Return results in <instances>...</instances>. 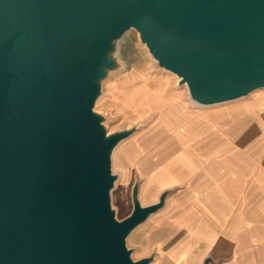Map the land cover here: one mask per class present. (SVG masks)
<instances>
[{
  "label": "water",
  "instance_id": "water-1",
  "mask_svg": "<svg viewBox=\"0 0 264 264\" xmlns=\"http://www.w3.org/2000/svg\"><path fill=\"white\" fill-rule=\"evenodd\" d=\"M133 28L189 98L214 105L264 87V0H0V264H150L126 237L173 189L122 219L94 105ZM212 262L205 258L203 264Z\"/></svg>",
  "mask_w": 264,
  "mask_h": 264
},
{
  "label": "crops",
  "instance_id": "crops-1",
  "mask_svg": "<svg viewBox=\"0 0 264 264\" xmlns=\"http://www.w3.org/2000/svg\"><path fill=\"white\" fill-rule=\"evenodd\" d=\"M263 107L264 87L241 99L191 104L186 129L154 159L140 201L174 188L159 212L185 234L163 255L170 264H203L207 257L209 264H264Z\"/></svg>",
  "mask_w": 264,
  "mask_h": 264
},
{
  "label": "rangeland",
  "instance_id": "rangeland-1",
  "mask_svg": "<svg viewBox=\"0 0 264 264\" xmlns=\"http://www.w3.org/2000/svg\"><path fill=\"white\" fill-rule=\"evenodd\" d=\"M115 57L121 66L112 70L104 79L103 92L94 109L104 117L109 133L137 126L116 146L111 157V170L116 174V179L110 190V205L115 217L122 219L132 209L131 192L134 184L138 183V196L144 202L145 188L148 187L153 172L154 159L162 153L164 146L168 145L169 137L172 135L173 139L176 134L183 132L187 125L185 119L159 121L157 114L160 109L155 107L148 94L161 99L163 103L173 102L181 105L185 102L188 111L191 104H197L189 99L183 84L177 85L176 74L155 65L148 49L141 43L133 28L121 37ZM142 186L143 192L142 189L140 191ZM172 189L174 191V188ZM123 195L127 201L122 207L120 200ZM162 207L126 237V246L131 250L133 259L154 254L150 264H170L163 255L185 234L176 232L175 228L160 217Z\"/></svg>",
  "mask_w": 264,
  "mask_h": 264
},
{
  "label": "bare ground",
  "instance_id": "bare-ground-1",
  "mask_svg": "<svg viewBox=\"0 0 264 264\" xmlns=\"http://www.w3.org/2000/svg\"><path fill=\"white\" fill-rule=\"evenodd\" d=\"M179 80V77L177 76V81ZM183 88L184 89H187V86H186V84L185 83H183ZM253 92V91H252ZM252 92H250V93H252ZM187 93H188V91H187ZM138 95V94H137ZM149 95V97H150V99H152L153 100V104L155 105V107H158L160 110H158V117H159V121H161V122H166V120L167 121H169V120H180V119H186L187 118V115H189V111L187 110V106H186V104H185V102H182L181 103V105H179L178 103H163V101L161 100V99H159V98H157V97H155V96H153V95H151V94H148ZM262 95V94H261ZM136 96V95H135ZM263 96V95H262ZM135 98V97H134ZM133 97H132V99H134ZM260 98V97H259ZM131 99V98H130ZM131 99V100H132ZM190 99V98H189ZM131 100H129V101H131ZM193 103H195L192 99H190ZM133 101V100H132ZM135 101V100H134ZM254 101H256V100H254ZM135 104V103H134ZM195 104H197V103H195ZM152 105V104H151ZM197 105H200V104H197ZM180 106L182 107V109H180ZM200 106H205V105H200ZM237 107V106H236ZM241 108L243 109V107L241 106ZM245 108V107H244ZM264 108V107H263ZM239 111H241L240 110V106H239ZM232 110V109H231ZM247 112V111H246ZM259 112V111H258ZM257 112V113H258ZM191 113V112H190ZM229 113V112H228ZM232 113V112H231ZM236 113V112H235ZM240 113V112H239ZM238 113H236L235 115H237ZM243 114V113H242ZM247 115H249V114H246V116ZM256 115V114H255ZM232 116V115H231ZM256 116H258V115H256ZM189 117V116H188ZM230 117V116H229ZM227 118V117H226ZM232 118V117H231ZM253 118V117H252ZM260 118V117H259ZM225 119V118H224ZM238 119V118H237ZM236 119V120H237ZM235 119H234V121H236ZM256 120V119H255ZM221 121V120H220ZM232 121V120H231ZM241 122V121H240ZM260 122V121H259ZM218 123H220V122H218L217 121V124ZM229 123V122H228ZM234 122H232V124H233ZM237 123V122H236ZM104 124H105V122H104ZM154 125H155V123H153ZM216 124V123H215ZM216 124V125H217ZM227 124V123H226ZM230 124V123H229ZM106 125V124H105ZM212 125H213V123H212ZM212 125H210V126H212ZM219 125V124H218ZM225 125V124H224ZM152 126V125H151ZM220 126V125H219ZM228 126V125H227ZM230 126V125H229ZM228 126V127H229ZM232 126V125H231ZM257 126H259V125H257ZM155 127V126H154ZM212 127H214V126H212ZM212 127H207V130H210V129H208V128H211L212 129ZM218 127V126H217ZM219 128V127H218ZM250 128V127H249ZM214 130V129H213ZM221 130V129H220ZM254 131V130H253ZM107 132H108V129H107ZM186 132H187V130H186ZM216 132H217V130H216ZM225 132H227V129H226V131ZM229 132H230V129H229ZM246 132H248V131H246ZM262 132V131H261ZM109 133V132H108ZM188 133H189V131H188ZM191 133V132H190ZM210 133V132H209ZM227 134H228V132H227ZM218 135V134H217ZM190 136V135H189ZM213 138V137H212ZM211 138V139H212ZM217 138V137H216ZM215 139V138H214ZM217 140V139H216ZM230 140V139H229ZM213 141V140H212ZM212 141L210 142V143H212ZM209 143V144H210ZM216 143V142H215ZM218 143V142H217ZM216 143V144H217ZM113 153V152H112ZM112 156V155H111ZM118 156V155H117ZM116 156V157H117ZM116 160V159H115ZM242 166V165H241ZM244 167V166H243ZM245 168V167H244ZM242 169V168H241ZM244 170V169H243ZM247 170V169H246ZM250 170V169H249ZM248 173V172H247ZM242 174H243V172H242ZM125 175H126V173H125ZM250 175V174H249ZM248 175V176H249ZM244 176V175H243ZM251 177V176H250ZM252 177H253V175H252ZM255 177V176H254ZM121 186V185H120ZM125 190V189H124ZM118 191H119V189H118ZM117 191V192H118ZM116 195V194H115ZM117 196V195H116ZM125 197L126 196H124L123 195V198L120 200V204H121V206L123 207L125 204H126V199H125Z\"/></svg>",
  "mask_w": 264,
  "mask_h": 264
}]
</instances>
